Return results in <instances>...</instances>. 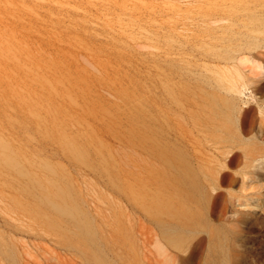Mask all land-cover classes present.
I'll return each mask as SVG.
<instances>
[{"label":"rangeland","instance_id":"obj_1","mask_svg":"<svg viewBox=\"0 0 264 264\" xmlns=\"http://www.w3.org/2000/svg\"><path fill=\"white\" fill-rule=\"evenodd\" d=\"M204 1L0 0V264H264L258 75L248 72L251 82L229 93L245 114L242 141L231 123L216 126L230 138L218 145L238 151L216 183V205L191 208L201 224L173 213L178 67L190 76L196 68L179 60L180 22L194 26ZM3 151L14 165L1 161ZM190 166L208 185L217 163ZM54 184L91 219L96 256L70 220L49 226L43 217L59 216L41 201ZM229 214L244 222L226 225ZM170 229L185 234L176 246Z\"/></svg>","mask_w":264,"mask_h":264},{"label":"bare ground","instance_id":"obj_2","mask_svg":"<svg viewBox=\"0 0 264 264\" xmlns=\"http://www.w3.org/2000/svg\"><path fill=\"white\" fill-rule=\"evenodd\" d=\"M196 4L194 26L188 28L186 21H181L179 38V60L189 63L190 59H194L196 65L192 76L181 71L185 68L178 67L177 80L172 192L179 203L173 213L184 224L203 222V216H196L193 214L195 212L190 211L192 207H203L209 211V208L213 209L222 194L216 183L227 174L228 166L234 162L238 153L232 148L222 149L219 146L224 139L228 141L230 138L220 135L216 127L220 123H231L233 129L230 132L242 141L238 134V119H244L245 114H240V109L236 108L229 93L239 90L240 84L251 82L248 72L258 75L259 81L264 79V0H237L233 3L207 0ZM187 30L191 32L187 33ZM184 78L191 79L192 82L187 84L183 81ZM254 89L258 93L264 90V86L261 82L254 83ZM211 145L220 153L212 151ZM244 145L246 149H255L253 141ZM247 152L253 153V150L244 151ZM258 155L261 154L258 153L253 158ZM191 160L202 167L210 161L217 163L212 176H208L212 177L208 185L197 182V171L191 168ZM1 161L9 166L14 165V158L9 152L3 151ZM54 185L56 188L53 193L43 191L41 201L61 217H43L49 226L60 223L62 219L70 220L75 229L74 234L84 239V242L91 243L92 253L96 256V233L91 219L77 205L78 202L71 196L66 185ZM230 194L234 196L233 200H238L243 205L240 197ZM249 204V201L245 202V205ZM224 220L226 225L244 222L242 217L234 219L230 214ZM185 227L183 225L182 228ZM61 231L62 228L59 232ZM173 232L170 229V243L176 246L185 234L177 232L176 235ZM209 237L219 244L212 233ZM200 242L201 239L193 244L190 254L198 248ZM220 243L223 244L221 239Z\"/></svg>","mask_w":264,"mask_h":264}]
</instances>
